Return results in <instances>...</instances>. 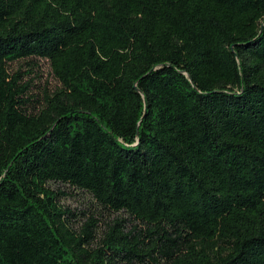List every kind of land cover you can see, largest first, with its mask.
Masks as SVG:
<instances>
[{
	"label": "trees",
	"instance_id": "16d2710c",
	"mask_svg": "<svg viewBox=\"0 0 264 264\" xmlns=\"http://www.w3.org/2000/svg\"><path fill=\"white\" fill-rule=\"evenodd\" d=\"M0 264H264V0H0Z\"/></svg>",
	"mask_w": 264,
	"mask_h": 264
},
{
	"label": "rangeland",
	"instance_id": "374dc122",
	"mask_svg": "<svg viewBox=\"0 0 264 264\" xmlns=\"http://www.w3.org/2000/svg\"><path fill=\"white\" fill-rule=\"evenodd\" d=\"M28 62L25 60H18L9 63L8 67L12 71L17 70L18 68L24 71L26 69H29ZM35 62L36 67L33 68L32 73H29L25 76L26 79L33 78L32 83L39 85L41 88H46L50 92L53 91L56 87L59 86V83L52 75L48 61L44 59H35ZM85 198L86 196H84L80 192H76V194H73L70 197H63L60 202L64 205L70 206L71 208H81L83 200Z\"/></svg>",
	"mask_w": 264,
	"mask_h": 264
}]
</instances>
